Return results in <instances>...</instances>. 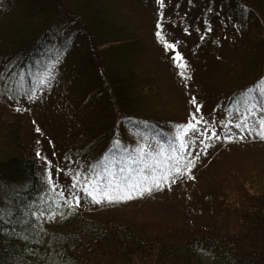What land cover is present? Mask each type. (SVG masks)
<instances>
[{
	"label": "trees",
	"instance_id": "16d2710c",
	"mask_svg": "<svg viewBox=\"0 0 264 264\" xmlns=\"http://www.w3.org/2000/svg\"><path fill=\"white\" fill-rule=\"evenodd\" d=\"M205 1L201 8L244 12V23L250 26L245 39L249 44L245 41L243 53L226 67L223 84L228 91L216 102L232 109L236 99L237 105L245 99L246 89L264 78V0ZM14 5L18 14L6 26L23 64L33 66L50 49L54 67L74 46L80 56H87L83 47L90 44L85 69L94 68L95 55L102 71L111 70L108 77L84 85L85 89L98 85L89 96L101 95L106 105L93 121L100 137L106 135L96 159L112 148L110 138H120L127 129L164 140L171 137L173 125L183 122L174 118L160 97L155 59H149L156 52L139 35L146 23L142 17L134 19L151 13L145 0H42ZM152 15L155 22L157 14ZM157 49L167 54L164 46ZM150 64L153 68H148ZM4 111L0 104V264H199L198 250L220 255L226 264H264V163L259 160L230 172L233 179L225 183L218 203L226 223L214 230L86 219L66 214L57 200L61 198L39 172L41 158L24 139L21 115L5 117ZM101 122L113 126L102 131Z\"/></svg>",
	"mask_w": 264,
	"mask_h": 264
},
{
	"label": "rangeland",
	"instance_id": "374dc122",
	"mask_svg": "<svg viewBox=\"0 0 264 264\" xmlns=\"http://www.w3.org/2000/svg\"><path fill=\"white\" fill-rule=\"evenodd\" d=\"M27 1L42 2L0 0V104L5 109V117L21 115L24 139L41 158L39 172L47 179L51 173L57 191H63L66 198H72L78 192V189L71 188L72 175L87 172L90 166L96 165L110 151L107 149L100 159L95 158L99 153L98 146L104 145L102 139L106 135L100 137V130L93 121L98 118V109L106 105L101 95L89 96L90 91L93 92L98 85L86 89L84 85L108 77L111 70L102 71L95 55L91 58L94 68L85 69L84 62H88V54L92 52L90 44L83 47V53L87 56H80V51L74 46L54 67L49 61L50 49L45 56L37 58L33 66L23 64V55L17 53L14 35L7 32L6 24L9 18H15L18 14L16 6L12 8L13 4ZM145 2L151 13H140L134 18L138 21L142 17L146 23V28L139 35L156 52V56L149 59H155L154 72L161 82L160 97L166 105L169 104L174 118L183 120L171 127L169 136L174 134L176 126L192 119V114L203 116L208 123L198 125L200 133H190V138L195 142L190 143L184 151L181 168L185 174L173 177L175 183L170 178L164 187L123 202L95 204L82 191L78 193L82 197L78 205L74 199L71 205L61 197L57 200L66 214L84 216L86 219H131L182 230L188 227L214 230L226 223L218 203L222 199L220 191L226 189L225 183L232 178L230 172L241 165L253 163V160L264 163V140L234 126L240 116L236 109L242 111V105H237V99L230 110L216 105L217 99L228 91L223 84L228 63L243 53L242 44L245 41L249 44L245 39L250 26L244 23V12L228 14L224 8H201L205 0H190V3L188 0H163L162 4L160 0ZM173 6L175 11L171 10ZM152 13L157 14L155 22ZM63 28H66L65 24ZM157 31L161 32L162 39L157 37ZM76 41L74 44H77ZM165 43L175 45V48L167 49V54L159 51L157 47H165ZM176 53L182 57L186 69L177 67L173 59ZM150 67L153 68L151 64ZM49 69L53 79L50 85L42 86L39 80ZM181 71L185 72V76L179 75ZM33 89L35 98L30 99ZM255 95L259 100V95ZM193 97L201 107L199 113L191 103ZM104 115L109 116L106 111ZM229 120H232V124H228ZM112 126L111 122L104 125L101 122L102 131ZM206 128L208 131L205 133ZM163 133L168 134L167 131ZM213 133L220 138L216 139ZM143 136L152 135L139 129H127L114 140L119 139L123 145L134 148L145 142ZM227 136L232 139H226ZM114 140H109L111 147ZM167 140L159 139L158 142ZM151 142L153 150H157V141ZM231 195L235 197L236 194ZM197 256L199 264H226L220 255L212 256L204 250H198Z\"/></svg>",
	"mask_w": 264,
	"mask_h": 264
},
{
	"label": "snow or ice",
	"instance_id": "6c2138e0",
	"mask_svg": "<svg viewBox=\"0 0 264 264\" xmlns=\"http://www.w3.org/2000/svg\"><path fill=\"white\" fill-rule=\"evenodd\" d=\"M160 2L162 4L163 0H160ZM156 35L162 39L161 32L157 31ZM169 48L174 49L175 45L165 43V49ZM173 59L178 68H187L179 53H176ZM179 75L183 77L185 72L181 71ZM21 79H23L22 74ZM52 79L53 73L49 69L42 74L39 84L48 86ZM32 93L30 99L35 98V89L32 90ZM255 94L259 95V100ZM244 97L245 99L241 101L243 110L236 109L240 116L234 126L247 131L250 135L254 133L264 140V78L256 82L253 87L246 89ZM191 103L196 106V113H199L201 107L195 97H193ZM201 123L207 124L208 122L204 120L203 116L192 114V119L186 124L176 126L174 134L163 143L158 142V137L143 136L144 143L129 148L123 145L119 139L114 140L110 151L96 165L90 166L87 172H76L72 175L71 188L78 189V192L74 193L72 198H66L63 191H57L51 173L48 175V183L52 185V191L64 199L68 205L72 204L73 199L77 205L79 204L82 199L78 194L80 191L95 204L115 203L133 199L135 196L143 195L153 189L162 188L170 178H172V183H175L176 179L173 177L178 178L185 174L181 168V163L185 159L184 151L190 143L195 142L194 139L190 138V133H200L198 125ZM228 124H232V120H229ZM214 126L213 124L212 127ZM227 126L225 125V127ZM207 131V128L204 129L205 133ZM212 135L216 139L220 138L215 133ZM211 138L209 137V139ZM241 138L243 137L241 136ZM226 139L231 140L232 137L227 136ZM151 141H157V150H153ZM117 154H119V159H117ZM190 166L191 161H189Z\"/></svg>",
	"mask_w": 264,
	"mask_h": 264
}]
</instances>
